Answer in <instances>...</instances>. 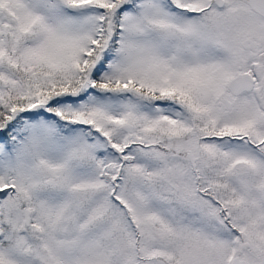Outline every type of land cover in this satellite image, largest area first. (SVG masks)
<instances>
[{
	"label": "snow or ice",
	"instance_id": "1",
	"mask_svg": "<svg viewBox=\"0 0 264 264\" xmlns=\"http://www.w3.org/2000/svg\"><path fill=\"white\" fill-rule=\"evenodd\" d=\"M0 264H264V0H0Z\"/></svg>",
	"mask_w": 264,
	"mask_h": 264
}]
</instances>
